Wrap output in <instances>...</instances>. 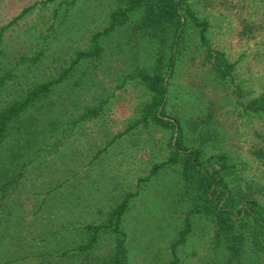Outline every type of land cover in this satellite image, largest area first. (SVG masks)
I'll use <instances>...</instances> for the list:
<instances>
[{
	"label": "rangeland",
	"instance_id": "1",
	"mask_svg": "<svg viewBox=\"0 0 264 264\" xmlns=\"http://www.w3.org/2000/svg\"><path fill=\"white\" fill-rule=\"evenodd\" d=\"M176 1L0 0V264H264V0Z\"/></svg>",
	"mask_w": 264,
	"mask_h": 264
},
{
	"label": "trees",
	"instance_id": "2",
	"mask_svg": "<svg viewBox=\"0 0 264 264\" xmlns=\"http://www.w3.org/2000/svg\"><path fill=\"white\" fill-rule=\"evenodd\" d=\"M136 1L137 0H129V7L128 8L129 9L134 8V6L136 5ZM180 1L181 0H177L175 3V8L177 9L178 12L180 10ZM189 13H190L191 17L193 18V20L199 26L202 27V31H201L202 45H204L206 47V49L208 51V55L214 59V63H215L216 68L219 71H221L223 74L226 75L228 73L229 69L232 68L233 66L229 65L227 60L225 58H223L222 56L216 55L215 52L207 44L206 36L204 33L207 30V22L206 21L199 22V20L196 16L192 15L191 12H189ZM126 15H127V11L117 12V13L113 14L111 29L117 23L118 19L120 21H123L125 19ZM184 26H185V22L181 20L179 22V25H178V31L176 32V38L177 39H181L182 36L184 35L183 34V32L185 31V28H183ZM89 55H91V53L81 52L79 54V59H82L83 57H86ZM174 66H175V60H174V58H172L171 67L173 68ZM58 82H59V80H58ZM53 83H57V82L55 81V82H52V84ZM49 86H50V84H42L37 89L35 94H37L39 92L43 93V94H48L49 93V90H48ZM22 105H26V102L23 103ZM20 107L17 109L15 108V109L10 110L7 115H5L3 118L0 119V140L3 137V133L6 129L7 122L12 119L14 113H16L20 110ZM249 107L253 111L264 113V96L259 98V99L254 100V101H251V103L249 104ZM189 152L192 153V155L194 156V158L197 162L198 158H199L198 152L196 150H189ZM213 175H215L213 178L214 179L213 181H214V184L216 187V189L214 190L216 192L215 199H217V198L219 199L218 205H219V210H220L221 214L233 212V214H235L237 217H240L242 214L243 216H248V217L252 218L256 222V224L260 227V231H261L262 238L264 241V216L261 213L259 204L257 202H254L253 200H247V202L244 204V206L241 208V210H236L235 207L233 206V204L228 202L227 197H228L229 190L221 184L220 168H216L213 172ZM6 189H7V186L5 184L2 185V182L0 181V192L3 193ZM4 195L5 194H2L1 196L4 197ZM127 201H128V198H126L121 203V205L118 207V209H116L113 213L114 218L116 217L118 219V222L120 221L122 215L124 214V212L126 210V207L128 204ZM114 258H115L114 262L111 264H123L122 263L123 259L121 258V256L119 254H116Z\"/></svg>",
	"mask_w": 264,
	"mask_h": 264
}]
</instances>
